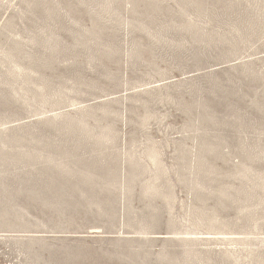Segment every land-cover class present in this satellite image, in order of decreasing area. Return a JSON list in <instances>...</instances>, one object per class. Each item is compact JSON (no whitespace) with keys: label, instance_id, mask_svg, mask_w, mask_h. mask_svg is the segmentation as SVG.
Here are the masks:
<instances>
[{"label":"rangeland","instance_id":"1","mask_svg":"<svg viewBox=\"0 0 264 264\" xmlns=\"http://www.w3.org/2000/svg\"><path fill=\"white\" fill-rule=\"evenodd\" d=\"M0 264H264V0H0Z\"/></svg>","mask_w":264,"mask_h":264}]
</instances>
